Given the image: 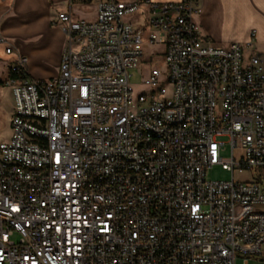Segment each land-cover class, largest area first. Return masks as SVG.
Returning a JSON list of instances; mask_svg holds the SVG:
<instances>
[{"label":"built area","instance_id":"2783aa9c","mask_svg":"<svg viewBox=\"0 0 264 264\" xmlns=\"http://www.w3.org/2000/svg\"><path fill=\"white\" fill-rule=\"evenodd\" d=\"M91 1L93 21L57 14L67 47L55 78L33 80L16 55L2 83L13 108L0 142V264H264L255 32L204 40L201 0ZM214 167L231 179L208 180ZM235 171L258 173L238 182Z\"/></svg>","mask_w":264,"mask_h":264},{"label":"crops","instance_id":"0c3cea01","mask_svg":"<svg viewBox=\"0 0 264 264\" xmlns=\"http://www.w3.org/2000/svg\"><path fill=\"white\" fill-rule=\"evenodd\" d=\"M92 2L83 0L70 9L67 0H0V38L3 41L0 43V92L10 104L8 127L12 97L9 89L1 88L3 81L10 76L16 55L25 58L26 71L33 80L55 78L61 55L67 47V38L57 22V14L70 10L75 19L93 21L96 4L90 8ZM201 7V14L195 22L204 40L224 46L243 44L254 31V47L264 55V0H201ZM7 46L13 48V54L5 53Z\"/></svg>","mask_w":264,"mask_h":264},{"label":"rangeland","instance_id":"374dc122","mask_svg":"<svg viewBox=\"0 0 264 264\" xmlns=\"http://www.w3.org/2000/svg\"><path fill=\"white\" fill-rule=\"evenodd\" d=\"M95 7V3L92 2L90 8ZM134 16L133 19L135 20ZM162 62H154L155 65H162ZM131 79L130 83L132 84V88L134 91V94L137 95L140 92V84L142 83V75L139 74L137 70H131L130 71ZM6 87H2L1 89H5ZM7 89V88H6ZM5 89V90H6ZM2 92H0V141H5L9 136V127L7 125L9 114H10V104L9 100H5L4 97L1 95ZM235 157L237 158L239 156V153H235ZM223 157H229V151H227ZM253 173H258L256 171H253ZM252 172L248 171H235L233 178L235 181L238 182H246L252 180L254 176ZM255 174V175H256ZM207 179L212 181H228L231 179V173L229 171L222 170L220 167H214L210 171L207 172ZM260 259V258H259ZM236 264H244L241 259H237ZM248 264H263L262 262H256L250 260Z\"/></svg>","mask_w":264,"mask_h":264}]
</instances>
